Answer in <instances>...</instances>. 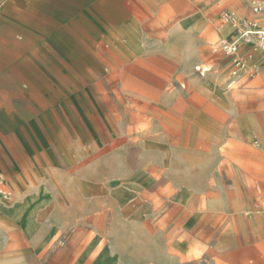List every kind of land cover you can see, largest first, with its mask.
<instances>
[{
  "label": "rangeland",
  "instance_id": "rangeland-1",
  "mask_svg": "<svg viewBox=\"0 0 264 264\" xmlns=\"http://www.w3.org/2000/svg\"><path fill=\"white\" fill-rule=\"evenodd\" d=\"M131 2L86 81L10 132L0 264H264V52L233 78L212 49L252 0Z\"/></svg>",
  "mask_w": 264,
  "mask_h": 264
},
{
  "label": "crops",
  "instance_id": "crops-1",
  "mask_svg": "<svg viewBox=\"0 0 264 264\" xmlns=\"http://www.w3.org/2000/svg\"><path fill=\"white\" fill-rule=\"evenodd\" d=\"M131 0H0V78L24 105H0V174H12L10 132L49 115L52 85L83 82L104 59L106 27L131 21ZM18 148V147H17ZM19 151V150H18ZM15 165V164H14ZM21 207L15 217L21 219Z\"/></svg>",
  "mask_w": 264,
  "mask_h": 264
},
{
  "label": "built area",
  "instance_id": "built-area-1",
  "mask_svg": "<svg viewBox=\"0 0 264 264\" xmlns=\"http://www.w3.org/2000/svg\"><path fill=\"white\" fill-rule=\"evenodd\" d=\"M251 11L253 19L241 18L235 12L225 11L221 14L222 26H228L231 31L219 41L212 44L214 52H219L231 61V74L233 78L242 73L254 76L257 69H249L246 59L239 55L243 43H251L255 48L264 52V0H252ZM4 198L10 193L2 190Z\"/></svg>",
  "mask_w": 264,
  "mask_h": 264
},
{
  "label": "bare ground",
  "instance_id": "bare-ground-1",
  "mask_svg": "<svg viewBox=\"0 0 264 264\" xmlns=\"http://www.w3.org/2000/svg\"><path fill=\"white\" fill-rule=\"evenodd\" d=\"M258 60V59H257ZM251 67V66H250ZM261 67V66H260Z\"/></svg>",
  "mask_w": 264,
  "mask_h": 264
}]
</instances>
